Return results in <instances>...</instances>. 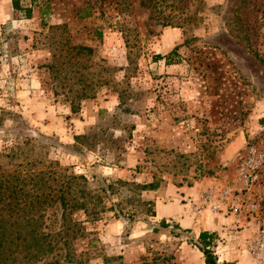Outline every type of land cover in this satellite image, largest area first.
Listing matches in <instances>:
<instances>
[{
    "label": "rangeland",
    "instance_id": "rangeland-1",
    "mask_svg": "<svg viewBox=\"0 0 264 264\" xmlns=\"http://www.w3.org/2000/svg\"><path fill=\"white\" fill-rule=\"evenodd\" d=\"M5 3L0 171L36 159L91 192L93 214L65 211L59 235L62 210L48 208L54 249L36 264H204L197 227L218 263L264 264L251 254L264 229V0ZM175 187L193 189L175 213L194 228L156 218Z\"/></svg>",
    "mask_w": 264,
    "mask_h": 264
},
{
    "label": "trees",
    "instance_id": "trees-1",
    "mask_svg": "<svg viewBox=\"0 0 264 264\" xmlns=\"http://www.w3.org/2000/svg\"><path fill=\"white\" fill-rule=\"evenodd\" d=\"M11 1L17 9L19 0ZM155 58L163 57L157 55ZM25 142L30 144L32 141L27 138ZM20 148L17 146L12 150L13 157L17 155L15 150ZM40 164L41 161L35 159L17 165L11 173L0 171V199L6 200L2 194L12 199L6 200V207H0V259L6 255V258L11 257L18 264H36L39 256L52 251V237L43 230V226H47L44 224L45 219L53 217L55 220L56 207L62 210L57 235L64 229L65 217L68 215L65 211L82 210L88 216L93 214L87 208L91 192L86 188L83 176L45 169ZM76 187L80 198L76 196ZM109 188L110 185L103 188V191L107 192ZM53 205L55 208L47 214L48 208ZM159 226L169 227L165 221H161ZM173 227L179 228L176 224ZM213 238V233L202 231L195 240V245L204 256V264H217L216 257L209 249L213 245ZM46 264L59 263L50 260Z\"/></svg>",
    "mask_w": 264,
    "mask_h": 264
},
{
    "label": "crops",
    "instance_id": "crops-1",
    "mask_svg": "<svg viewBox=\"0 0 264 264\" xmlns=\"http://www.w3.org/2000/svg\"><path fill=\"white\" fill-rule=\"evenodd\" d=\"M10 14V8H9V4H2L0 5V24H2L6 17ZM178 39L174 40V39H171L170 42H175L177 41ZM58 119H61L58 117ZM83 128V126H82ZM193 189L192 188H184V187H179V188H176L175 187V190L173 191V194H174V197H172V201L171 202H157L156 205H155V212H156V218L159 220V219H165V220H170L172 222H174L176 225L180 226V228H185V227H189L191 225H195L193 224L194 221H190V222H187L186 220H184L182 214H177L175 213V208L180 205V194L181 192H185L187 193L188 192V195H190L189 193L192 191ZM170 192H172V189H169ZM182 199V198H181ZM183 207H184V212L189 215V216H192L191 213H190V210L186 207V205L182 204ZM186 223V224H184ZM198 224V223H197ZM197 224L195 226H197ZM201 224V222H200ZM191 228H194L193 226H191ZM198 228V234L202 231H208V229H202L200 230L199 227ZM215 231V230H213ZM226 262H228L227 260H225ZM223 263V261H222ZM222 263H218L217 264H222Z\"/></svg>",
    "mask_w": 264,
    "mask_h": 264
},
{
    "label": "built area",
    "instance_id": "built-area-1",
    "mask_svg": "<svg viewBox=\"0 0 264 264\" xmlns=\"http://www.w3.org/2000/svg\"><path fill=\"white\" fill-rule=\"evenodd\" d=\"M256 154V151L254 149H251L249 152L250 156H254ZM260 159H264V154H259ZM249 159V158H248ZM251 167V171L249 172L248 176L246 177V185L250 186L256 182L257 175H255L254 166L249 165ZM226 193V190L224 191ZM213 197V192L210 191L207 193V195L203 199V203H210L211 199ZM252 210H255L257 205H251ZM213 209L217 208V205H212ZM234 211L236 210V207L233 208ZM251 254L256 259H261V256L264 255V229H257V237L253 240V243L251 245Z\"/></svg>",
    "mask_w": 264,
    "mask_h": 264
}]
</instances>
